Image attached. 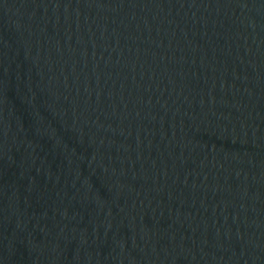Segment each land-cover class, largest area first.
I'll list each match as a JSON object with an SVG mask.
<instances>
[{
    "label": "water",
    "instance_id": "water-1",
    "mask_svg": "<svg viewBox=\"0 0 264 264\" xmlns=\"http://www.w3.org/2000/svg\"><path fill=\"white\" fill-rule=\"evenodd\" d=\"M0 264H264V0H0Z\"/></svg>",
    "mask_w": 264,
    "mask_h": 264
}]
</instances>
